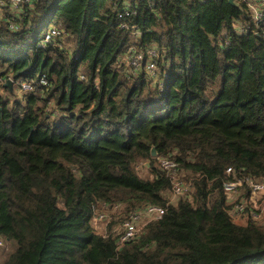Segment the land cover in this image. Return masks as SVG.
Instances as JSON below:
<instances>
[{
    "label": "trees",
    "instance_id": "1",
    "mask_svg": "<svg viewBox=\"0 0 264 264\" xmlns=\"http://www.w3.org/2000/svg\"><path fill=\"white\" fill-rule=\"evenodd\" d=\"M32 4L0 17V76L33 82L0 87V239L16 243L0 264H264V222L237 223L224 188L242 180L249 199L246 180L264 182V0ZM49 25L65 35L39 49ZM175 179L189 193L174 203ZM116 205L122 221L165 213L118 249L91 223Z\"/></svg>",
    "mask_w": 264,
    "mask_h": 264
},
{
    "label": "built area",
    "instance_id": "2",
    "mask_svg": "<svg viewBox=\"0 0 264 264\" xmlns=\"http://www.w3.org/2000/svg\"><path fill=\"white\" fill-rule=\"evenodd\" d=\"M32 2L33 0H0V17L5 12L20 15V11L23 8H26L28 6L30 7L33 6ZM125 6L126 7H124L123 9L127 16L135 12L133 10L132 11L129 10V7H131L130 5L126 4ZM257 16H261V15L257 14ZM11 29L16 30L14 23L11 24ZM43 33L40 37L37 38L36 47L39 49L45 48L47 45L52 43L55 40V38H57L58 36L65 35V31L63 30L59 31L57 28H55L54 25H49L47 27L46 32L44 34ZM151 56L154 57L155 53L151 52ZM123 58L127 59L126 61L128 62V66L131 72L132 70L138 71L143 63V55L136 53L135 51L127 52L125 55H123V57L120 60H122ZM145 69L152 78L155 77L157 67L154 60L148 61ZM7 81H10L12 85L13 84L16 85V87L19 89L20 94L26 93L33 89L32 80L16 79L12 75L8 77L0 76V87H3L5 83H7ZM153 81H155L156 83V78H153ZM41 83L43 85H46L47 81L45 79H42ZM159 162H160V166L167 170L175 171V169L177 168V164L174 161H169L167 159H160ZM231 173H233V171L231 168H229L227 170V174L230 175ZM246 183L252 189V193L260 194L264 192V182L247 179ZM242 185H243V181L237 179L225 183L224 188L228 197V201L230 199V196L236 194L238 188L241 187ZM188 193H189V187L183 181L179 179H175L170 200L173 202L172 197H176V198L186 197ZM245 207H246V203L244 201L236 202L231 210L232 216L235 217L239 214L241 215V213L244 212ZM104 211L106 212L110 211L113 218L117 216L114 215L115 213L113 212L118 211L119 213H121V207L119 205H116L114 207H108V209H105ZM104 211L102 213H100L99 211H95L92 220L104 221L108 219V216ZM164 213H165V209L161 206L147 205L142 209L138 210L137 212L131 213L127 217H124V220L121 222L123 230L120 233V236L118 237V241H117L118 249L122 248L125 244L129 243L130 241L138 238L143 232L146 225L148 224L149 220L152 221V220L161 219ZM5 246L8 245L2 239H0V248H4Z\"/></svg>",
    "mask_w": 264,
    "mask_h": 264
},
{
    "label": "rangeland",
    "instance_id": "3",
    "mask_svg": "<svg viewBox=\"0 0 264 264\" xmlns=\"http://www.w3.org/2000/svg\"><path fill=\"white\" fill-rule=\"evenodd\" d=\"M127 59L126 58H123L121 61L123 63H125V67L129 69V66H128V62L126 61ZM24 79V78H23ZM158 81V79H156ZM3 90L5 89H8V88H5L3 86ZM12 94H13V98L15 99V97H17L20 92H19V89L16 87V85L13 84V89H12ZM58 115H61L60 113H58ZM153 157H157V153L156 155H154ZM139 165V168L137 167L138 171H139V174L144 178V179H151V173H150V168L148 167L149 165V162H141L138 164ZM137 165V166H138ZM158 165V164H157ZM181 177H184V174H181V175H177L176 174V178H180ZM235 194L231 195L230 196V199L231 201L230 202H233L234 200H232V198L234 197ZM170 197H171V193H170ZM174 203L177 202L180 198H176V197H172ZM235 201L233 202L232 205H234ZM104 211V210H103ZM103 211H99L100 213H102ZM107 216H108V219L104 220V221H98V220H92L91 223H92V226L93 228L98 232V234L100 235H107L109 232V229L112 230V233L118 235L122 232L123 228H122V220H121V215L118 211H114L113 213H115L114 215H118V217H113L112 218V215H111V212H106L104 211ZM235 218L237 219V221H239L238 219H241L242 218V214L240 215H237L235 216ZM8 246H5L4 248H0V263H3L5 259H7V257L9 256V254L14 250V245L12 244V242H7L6 243Z\"/></svg>",
    "mask_w": 264,
    "mask_h": 264
},
{
    "label": "crops",
    "instance_id": "4",
    "mask_svg": "<svg viewBox=\"0 0 264 264\" xmlns=\"http://www.w3.org/2000/svg\"><path fill=\"white\" fill-rule=\"evenodd\" d=\"M248 194L249 193L246 191V189L239 187L236 194L232 198V200H234L235 203L240 202V201H246V202L249 201L251 203V205H250L251 210L254 209L251 211V214H249L245 217H242L241 219H238L239 221L237 223H239L241 225H246L247 221L250 219L251 216H253L255 220H261L262 222H264V192L260 193V194L251 193L250 198L246 199ZM229 201H231V199H229ZM233 202H228V204L232 205ZM257 213H260V214H257ZM257 216H259V217H257ZM12 244L14 245V249H15L16 243L12 242ZM0 257H1V255H0Z\"/></svg>",
    "mask_w": 264,
    "mask_h": 264
},
{
    "label": "water",
    "instance_id": "5",
    "mask_svg": "<svg viewBox=\"0 0 264 264\" xmlns=\"http://www.w3.org/2000/svg\"><path fill=\"white\" fill-rule=\"evenodd\" d=\"M230 2L233 3V0H230ZM4 87L8 88L10 91H12V89H13V85L10 81H7V83H5V85H4ZM154 155H156L155 149H153V151H152V156H154Z\"/></svg>",
    "mask_w": 264,
    "mask_h": 264
},
{
    "label": "clouds",
    "instance_id": "6",
    "mask_svg": "<svg viewBox=\"0 0 264 264\" xmlns=\"http://www.w3.org/2000/svg\"><path fill=\"white\" fill-rule=\"evenodd\" d=\"M229 202V201H228Z\"/></svg>",
    "mask_w": 264,
    "mask_h": 264
}]
</instances>
